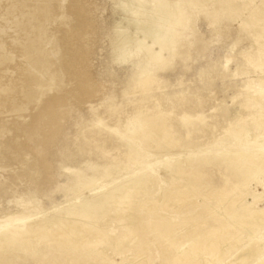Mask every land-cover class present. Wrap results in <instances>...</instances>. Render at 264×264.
<instances>
[{"label": "rangeland", "instance_id": "1", "mask_svg": "<svg viewBox=\"0 0 264 264\" xmlns=\"http://www.w3.org/2000/svg\"><path fill=\"white\" fill-rule=\"evenodd\" d=\"M127 1L0 0V227L50 217L126 178L149 174V189L156 186L134 195L132 207L102 217L106 236L92 237L93 245L86 230L78 246L45 233L11 246L7 258L10 264H205L206 258L207 264H238L247 249L256 254L252 264L264 255V225L236 221L230 201L239 188L246 201L258 197L256 206L264 208L262 164H244L237 155L264 141L258 87L264 84V23L249 19L264 0H167L182 8V17L176 25L160 24L172 48L155 68L139 62L138 44L150 48L151 33L136 35ZM235 3L249 7L234 9ZM169 109L170 134L179 140L173 149L163 151L151 131L131 132L134 119L144 126ZM177 160L191 169L193 183L176 170ZM89 162L115 165L113 175L96 187L69 190L74 171L89 169ZM179 188L186 199L172 193ZM133 212L140 221L131 238ZM231 223L240 229L238 247L222 258L214 243L199 258L177 255L200 234L234 241L232 231L209 234Z\"/></svg>", "mask_w": 264, "mask_h": 264}, {"label": "bare ground", "instance_id": "2", "mask_svg": "<svg viewBox=\"0 0 264 264\" xmlns=\"http://www.w3.org/2000/svg\"><path fill=\"white\" fill-rule=\"evenodd\" d=\"M171 6H173L172 2L167 1V0H152L149 2V4H146L145 0H128L125 3V8L127 10L131 9L136 15L135 16V22L137 23V26H138L137 31H136V33H137L136 35H138L139 32H142L144 34L147 32L151 33V34L149 33L151 40H152V45L150 46V48L146 47L145 42L143 43L140 41V44H138L137 54L144 52L143 56L138 58L139 62H141L142 64H143V62H145L148 66L155 68V67L159 66L160 62L166 60L168 54L165 56L164 52L169 53V51L171 50L170 48H172V47H170L171 44H170L169 35L165 34L166 32L164 30H162L163 27L160 26V24L163 21H165V22L169 21V23L175 24L174 21L177 18L181 19V17H182V8L178 7L176 5V6H173L175 8V9H173ZM239 7L247 8V7H249V4H245L244 6H240L239 4L235 3L234 9H238ZM249 19L259 20L262 23H264V7H259L258 9L254 10L250 14ZM131 39L132 38L129 37V40H131ZM154 45H158L159 49L158 50L151 49V47ZM149 79H150V76H147L143 82H147V81H149ZM258 87L264 95V84H260V85H258ZM263 112H264V104H263ZM173 126L174 125L172 123V110L169 109V111L164 114V117L162 119H158L156 116L155 117H148L145 120L144 126L141 125V123L139 121L134 119L132 121V126H131L130 130H131V132L136 130L137 133L140 131L141 133H144V134H146L145 132H147V131H151V133L153 135V140H154V138L157 137L158 138L157 141H158L159 145H161V147L163 148V151H166L168 149H173V147H174L173 145H176L177 143H179V140H174L172 138V135L170 134V130L173 128ZM163 132H167V138L166 139H161L160 135ZM139 135H141V134L139 133ZM229 138H230V136H229V133L227 132V134L223 137V140H228ZM255 141L257 142V147L253 151H240V152H238L237 155L242 156L245 159L244 164L261 163L262 166H261L260 170H262V172L264 173V141L261 142L258 139H256ZM163 151H161V152H163ZM90 162H89V169L85 168L86 170H83V168H82L80 170L74 171V184L69 190H72L73 192H80L82 188H91L95 184H97L98 180L100 181V179L101 180L104 179V181H105V179L113 173V170L115 168V165L109 164V165L97 166V165H95V163L93 164ZM117 166H116V168H117ZM175 166L177 167L176 170L180 173V175L182 177L188 178L190 180V182L193 183L192 180L194 177L190 173L191 169L187 170L185 167H182V161H180V160H177L175 162ZM126 180H127V178H126ZM126 180L125 181L121 180L122 181L121 183H117V184L113 185L112 187L98 191V192H96V194L91 195L92 197H90V198L87 196L88 198H86V199L83 198V201L73 203V204L69 205L67 208H65L63 211L56 212L50 217L49 216H40V217H36L34 219H28V220L23 219L17 223H13V224H9V225H5L3 227H0V264H10L9 259L7 258V252L11 246H15L17 244H24L29 238H37L38 239L40 234L42 236V234H45V233H47L48 235L50 233H53L52 235H55L56 238L60 237V238L64 239L66 237V239H68V238L70 239V242H68V243L74 242V245L78 246V244H80V241L82 242L83 241L82 239H85V238H82L81 236H83L82 231L86 230V231H88V235H87L88 241L87 242H89L88 243L89 245H93L92 237H95V236L97 237L98 233L100 234V236L102 235L101 233H103L102 236H104L106 234L105 233L106 229H103L100 225V220L102 217L108 215V213L113 209L117 210V209H120L123 207H126L128 209L129 205L131 206V203H133L136 194H139L141 192V190H147L151 193H153L156 190L155 189L156 186H155V188H152V189L151 188L149 189V187H148L149 183L152 182V180H154L153 177H151V175H149V174L139 175L138 177L134 176V177L129 178L127 181ZM94 187H96V185ZM180 190H181V188H179L177 190H171V191H172V193H173V191H178V193H179ZM222 191H223V189L220 191H217V192H222ZM239 191L242 193L243 189L237 188L236 192H239ZM165 192H167V189H165ZM239 193H235L232 196L230 203L233 205V209L230 212V215L232 217H234L236 219V221L242 222L245 225H248L250 228H255L256 226H259V225L260 226L264 225V208H258L256 206L257 199H255V198H258V197L254 196L255 197L254 202L249 203L248 201L245 200L246 199L245 196L242 197L241 196L242 194L241 193L239 194ZM161 194L163 196L164 193H161ZM259 195H257V196H259ZM176 196L180 200L186 199V196H184V194L181 192H180L179 196L177 195V192H176ZM155 201H156V199H155ZM136 204H137V206H142L146 203L137 201ZM163 206L169 207V204L164 202ZM130 212H132V210H130ZM129 215H130V213H129ZM245 215H249V216H251V218H246ZM131 217H132V220H131L132 222H134L136 219L139 220L138 215L134 212L131 213ZM128 218H129V216H128ZM128 218L124 217V219L126 221H128L127 220ZM157 219H158V214L154 215V221H156ZM226 220H227V218H226ZM233 221H235V220H233ZM228 222H230V221H228ZM166 223L168 224V222H166ZM126 225H127V222H126ZM40 226H43V227L41 228ZM77 227H79V229H77ZM125 227H127V226H125ZM128 229H129L131 236H132V237L131 236L130 237L133 238V234H135L138 231V226H137L136 222H134L133 225L130 226ZM215 229L216 228H213L212 230H210L209 234L212 235L213 233H215L217 235V234H221V233H226L227 231H229V232L232 231L234 234L235 240L233 241L231 239H229V240H227V239H225V240L212 239L210 237L203 236V234H200L194 238V245L192 247L187 248L186 247L187 245H183L182 252L178 253L177 255L183 254V255H185L186 258H194V257L199 258L200 256H203V255L205 256L206 252H208L210 250L211 244L214 243V245H216L218 255H220L222 258V254L224 255V253L229 252V251L238 247L237 241H239L238 239L240 237V235H239L240 229L237 230V225L231 223L228 226V228H225L224 230L215 231ZM164 231H168V228L165 229ZM128 235H130V234H128ZM52 237H53V241H55L56 238L54 236H52ZM199 237L202 238V241H200V242H199ZM54 238H55V240H54ZM127 238H126V240H127ZM77 240L79 242H77ZM100 240H102V239H100ZM128 240H129V238H128ZM62 242L64 243V241H62ZM117 243H118V241H117ZM122 244H123V240H122ZM197 244H200V245H197ZM115 245H116V243H115ZM144 245L145 244H143V243L141 244V246L143 248H144ZM243 251L245 253V256L238 261V264H246L247 261L249 262V260L254 255H256V254H252V251H249L247 249L243 250ZM223 257H225V256H223ZM211 258H214L213 254L211 255ZM214 259L217 261L219 260L218 258H214ZM208 262L209 261L206 258L205 264H207ZM252 264H264V255L259 256L257 259L252 261Z\"/></svg>", "mask_w": 264, "mask_h": 264}]
</instances>
